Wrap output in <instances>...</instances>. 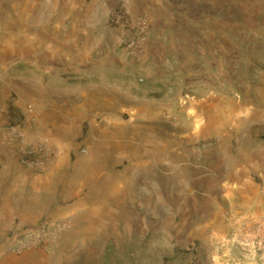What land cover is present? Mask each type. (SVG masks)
<instances>
[{"label": "crops", "instance_id": "obj_1", "mask_svg": "<svg viewBox=\"0 0 264 264\" xmlns=\"http://www.w3.org/2000/svg\"><path fill=\"white\" fill-rule=\"evenodd\" d=\"M18 1L29 17L39 14L40 72L48 69L40 66L41 57L60 56L70 61L69 69L99 80L94 93L83 91L82 105L89 102L91 107H99L95 122L102 126L97 131L99 144L91 140L87 151L78 153L64 139L79 135L85 123L89 128L97 126L85 117L88 106H67L66 101L36 104L38 110L47 109L58 117V128H51L56 132L49 136L60 139L52 142L57 152L48 158L42 172H32L21 163L19 143L0 142V216L4 219L0 233L14 232L21 225H34L46 215H54L72 224L70 236L58 235L60 248H65L81 231L83 219L88 220L83 229L86 232L105 212L102 206L113 188L122 190L125 175L116 165L134 157L130 177L136 187L145 185L140 184L143 179L147 186L155 180L156 186L171 189L174 180L183 179L186 190L181 193L189 203L210 197L215 201L216 215L200 226L202 236L196 253L181 252L166 264H193V257L201 264H264V155L249 154L246 161L234 158L223 166L227 158L222 153L212 157V149L185 144L181 139L187 134L184 130L171 133L163 128L164 112L171 106L169 93L180 88L185 66L195 64L199 55L196 44L204 37L203 22L213 18L219 1L129 0L126 10L130 22L143 17L149 24L144 52L137 57L125 53L124 27L109 22L119 0H13L14 8ZM134 71L144 77L145 84L139 86L138 93H126ZM109 78L122 86H107ZM124 99L128 101L124 103ZM18 106L24 114L20 122L26 143L34 144L41 135L39 118L33 117L31 107ZM105 106L108 109L104 110ZM125 112L129 113L127 119ZM255 175L261 176L258 184ZM205 182L211 190H195L198 183ZM218 187H226L228 197L210 193ZM242 189L244 194H240ZM238 197L242 198L240 210L219 209L221 198L230 201ZM60 254L34 248L1 257L3 264H58Z\"/></svg>", "mask_w": 264, "mask_h": 264}, {"label": "rangeland", "instance_id": "obj_2", "mask_svg": "<svg viewBox=\"0 0 264 264\" xmlns=\"http://www.w3.org/2000/svg\"><path fill=\"white\" fill-rule=\"evenodd\" d=\"M12 1L0 0V142L19 143L9 139L5 132L7 127L22 125L20 117L24 114L19 104L31 107L33 117L39 118L38 140L47 138L56 142L60 139L54 137L53 141L50 137L56 132L51 128H58V117L47 109L38 110L36 104L66 101L67 106L82 105L83 91L94 93L100 83L95 76L88 78L79 70L69 69L70 61L60 56L41 57L40 66L48 69L40 72L39 14L29 17L27 11L18 7L19 1L16 8ZM218 1L219 9L217 12L214 9L213 18L203 22L204 37L196 44L199 55L195 64L185 66L180 88L169 93L171 106L164 112L163 128L171 133L184 130L187 134L181 139L185 144L212 149V157L222 153L227 158L222 161L223 166H227L234 158L246 161L249 154L264 155L261 153H264V0ZM120 61L124 62L122 58ZM107 81V86H122L111 78ZM141 84H145L144 77L134 71L125 92L138 93ZM82 106H88L84 109L85 117L96 123L99 107L93 108L89 102ZM128 117L129 113L125 112L124 119ZM85 125L80 133L76 132L79 135L64 139L72 151L80 153L94 139V144H99L97 131L102 124L97 122L92 128ZM133 158L116 165L125 175V184L121 191L113 188L102 206L105 212L97 216L91 231H83L88 222L83 219L81 231L72 236L65 248L60 245L54 252L61 253L58 257L61 264H166L181 252L196 253L202 236L200 226L216 215L215 201L210 197L189 203L181 193L186 190L183 179L174 180L171 189L156 186L155 180L147 186L148 181L143 179L139 181L145 185L136 187L130 177ZM254 177L257 184L261 182V176ZM210 188L205 182L198 183L195 190ZM227 192L226 187L210 191L223 197H228ZM239 197L230 201L221 198L219 209L240 210L242 198ZM3 222L0 216V224ZM14 232L0 233V264H3L2 255H20L10 250ZM61 233L70 236L72 229ZM192 263L201 264V261L193 257Z\"/></svg>", "mask_w": 264, "mask_h": 264}, {"label": "built area", "instance_id": "obj_3", "mask_svg": "<svg viewBox=\"0 0 264 264\" xmlns=\"http://www.w3.org/2000/svg\"><path fill=\"white\" fill-rule=\"evenodd\" d=\"M128 1L119 0L118 7L111 13L109 22L124 27L122 45L125 53L129 57H137L144 52L149 24L147 19L143 17L136 23L130 22L126 10ZM5 132L9 139L21 143V163L32 172H42L48 158L53 157L57 152L53 143L47 138L38 140L34 144L26 143L25 130L20 124L7 127ZM86 151V148L81 149V152ZM71 229L72 224L68 220L45 216L34 225L18 228L10 240V250L13 253L21 254L30 249L38 248L54 253L60 246L58 235L61 232L67 233Z\"/></svg>", "mask_w": 264, "mask_h": 264}]
</instances>
